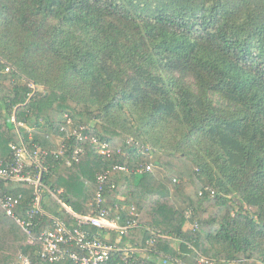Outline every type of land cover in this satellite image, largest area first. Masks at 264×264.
I'll return each mask as SVG.
<instances>
[{
  "label": "trees",
  "instance_id": "1",
  "mask_svg": "<svg viewBox=\"0 0 264 264\" xmlns=\"http://www.w3.org/2000/svg\"><path fill=\"white\" fill-rule=\"evenodd\" d=\"M65 115L112 156L88 145L73 166L49 157L33 243L0 208V264H51L41 233L76 225L63 205L90 214L104 173L106 207L136 221L121 241L88 228L118 248L109 264L128 251L149 264H264V0H0V163L28 141L12 116L58 134ZM148 147L164 179L137 173ZM0 189L22 196L19 215L32 207V186Z\"/></svg>",
  "mask_w": 264,
  "mask_h": 264
},
{
  "label": "built area",
  "instance_id": "2",
  "mask_svg": "<svg viewBox=\"0 0 264 264\" xmlns=\"http://www.w3.org/2000/svg\"><path fill=\"white\" fill-rule=\"evenodd\" d=\"M9 71V68L7 69ZM66 121L63 123L60 132L56 135L60 138L57 149H41L33 143V130L29 129L23 122H18L15 116L9 121L19 128L27 130L28 141L21 135V143L10 144L12 161L6 165L0 163V182H9L16 184H26L34 188V200L32 207L25 211L23 216L19 215L18 210L21 205L22 196L5 194L0 189V208L5 214L13 219L23 232L28 236L29 242H34V229L38 223V217L45 214L41 206V194L45 189L42 182L43 172L47 170L46 162L49 157L55 160L64 161L69 166L79 163L82 156L87 152L88 145H93L97 152L106 157L112 156V149L109 144L101 143L96 137H89L86 133L89 128L86 126H74L72 119L65 115ZM48 138H56L54 134L47 135ZM69 142H74L71 146ZM34 150L31 151L30 147ZM71 150L70 155L68 152ZM122 151L119 150L118 153ZM145 164L138 169L137 173L144 172L156 173V160L158 151L148 147L143 150ZM115 169L128 171L125 167L117 166ZM108 173L98 176L95 198L91 204V213L81 215L69 210L63 205L67 212L74 218L76 225L68 226L65 222L55 219L50 229L41 233L39 241L41 242L40 257L51 263L58 264L61 261L70 259L74 264H109L113 254L118 248L102 238V234H93L88 228H95L103 231L108 237L112 232H118L122 238L127 231L136 226V221H127L120 224V216H112V210L105 205L104 197L105 185ZM177 182V180H174ZM56 197V195H54ZM57 198V197H56ZM131 214H135V208H132ZM132 252V251H130ZM129 251L124 258V264H149L142 263ZM20 264H34L31 257L27 255L20 256ZM200 264H214L208 260L200 261Z\"/></svg>",
  "mask_w": 264,
  "mask_h": 264
},
{
  "label": "crops",
  "instance_id": "3",
  "mask_svg": "<svg viewBox=\"0 0 264 264\" xmlns=\"http://www.w3.org/2000/svg\"><path fill=\"white\" fill-rule=\"evenodd\" d=\"M33 130V134H32V138L34 140V137L37 135L41 138H45L47 141H49V144L51 145L52 148L48 149V150H53V149H57L60 143V138L59 136H56L57 133L54 132H44L43 130H39L38 128H29ZM49 134H54L56 136V138H48L47 135ZM29 137V136H28ZM5 158L2 157L0 158V161H3ZM69 210L73 211L72 208L66 206ZM74 213H76L75 211H73ZM78 214V213H77ZM118 241H121V238H118Z\"/></svg>",
  "mask_w": 264,
  "mask_h": 264
},
{
  "label": "rangeland",
  "instance_id": "4",
  "mask_svg": "<svg viewBox=\"0 0 264 264\" xmlns=\"http://www.w3.org/2000/svg\"><path fill=\"white\" fill-rule=\"evenodd\" d=\"M127 130H128V136L130 137V138H133V137H135V130H132V132H131V130H129L128 128H127ZM156 172H157V175L159 176V177H161V178H163L164 179V174H163V172L161 171V170H159L158 168L156 169ZM187 227H189V226H187Z\"/></svg>",
  "mask_w": 264,
  "mask_h": 264
}]
</instances>
